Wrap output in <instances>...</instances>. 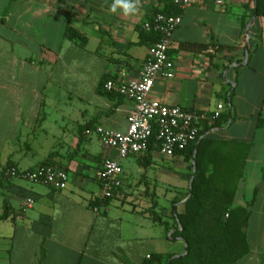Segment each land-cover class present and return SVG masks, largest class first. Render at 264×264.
I'll use <instances>...</instances> for the list:
<instances>
[{
	"label": "crops",
	"instance_id": "obj_1",
	"mask_svg": "<svg viewBox=\"0 0 264 264\" xmlns=\"http://www.w3.org/2000/svg\"><path fill=\"white\" fill-rule=\"evenodd\" d=\"M114 2L0 0V264H147L157 256L170 259L152 264H170L184 256L171 207L175 201L176 213L184 211L192 162L157 150L120 160L93 132H126L133 102L99 86L138 77L151 49L141 25L167 5L135 0V12L124 14L110 11ZM175 9L173 76L158 75L149 99L205 113L221 104L230 114L203 136L202 161L208 171L236 176L232 207L252 200L248 252L234 264H264V0H197ZM67 28L85 42L67 39ZM106 159L118 160L121 185L94 212ZM43 162L66 171L64 190L3 177L5 168L29 171Z\"/></svg>",
	"mask_w": 264,
	"mask_h": 264
},
{
	"label": "built area",
	"instance_id": "obj_2",
	"mask_svg": "<svg viewBox=\"0 0 264 264\" xmlns=\"http://www.w3.org/2000/svg\"><path fill=\"white\" fill-rule=\"evenodd\" d=\"M169 1L175 8L183 10L197 0ZM180 22V16L162 13L144 22L141 28L155 33L158 39L151 47L150 55L138 77L123 81L108 79L103 85V89L108 94L133 102V108L126 119L127 129L124 134H118L100 126H96L93 130L99 145L115 150L120 160L146 152L154 130L156 131V150L163 156L173 157L175 152L182 151L187 145L193 143L201 127L217 119L223 109V106L218 104L214 112L205 113L178 106H166L149 99L158 75L163 74L167 78L173 76V63L169 59L168 52L172 34ZM85 133L89 134V131ZM120 174L121 167L118 160L106 159L102 162L99 182L100 196L103 200L110 199L120 187ZM3 177L40 183L55 191L64 190L67 184L66 171L53 164L38 165L29 171L7 168L3 172ZM31 205L32 200H26L23 204L24 208H30ZM93 211L97 212V209L93 208ZM146 259H149V256Z\"/></svg>",
	"mask_w": 264,
	"mask_h": 264
},
{
	"label": "trees",
	"instance_id": "obj_3",
	"mask_svg": "<svg viewBox=\"0 0 264 264\" xmlns=\"http://www.w3.org/2000/svg\"><path fill=\"white\" fill-rule=\"evenodd\" d=\"M175 10V7L167 0L164 9L154 13L155 15L158 13L176 15ZM255 14H261L258 3L256 4ZM64 36L79 43L85 42L83 36L70 28L65 30ZM144 39L147 41V45L152 47L158 36L151 31L141 29L140 40L146 43ZM106 81V79L101 81L100 89L103 90ZM229 115V113H220L219 117L213 122L201 127L193 143L187 145L184 150L175 152V154L182 155L184 161L193 162L195 170L191 187L183 195V197H187L190 194L184 202L183 213H176V202H172L171 210L176 225L180 228V231H176L173 236L185 242L186 255L171 260L170 264H234L248 252L245 228L252 200L245 208L232 207L236 176L230 173L228 175H218L215 171L206 170L207 168L204 166L201 156L205 146L209 144L208 139L203 138V136L210 130L220 127ZM155 136L156 131L154 130L146 152L156 150ZM47 164L49 163L43 162L40 165ZM191 175L192 172L189 179ZM112 197L107 200L100 198L101 200L92 204V207L98 209L100 205L105 204ZM4 217L5 213L0 216V220H3ZM153 221L163 225L166 231L168 230L166 224L161 223L156 216L153 217ZM175 229H177L176 226ZM161 259L167 262L170 257L157 256L147 264H152L153 261Z\"/></svg>",
	"mask_w": 264,
	"mask_h": 264
},
{
	"label": "clouds",
	"instance_id": "obj_4",
	"mask_svg": "<svg viewBox=\"0 0 264 264\" xmlns=\"http://www.w3.org/2000/svg\"><path fill=\"white\" fill-rule=\"evenodd\" d=\"M118 7L123 11L124 14L134 13L136 10L135 0H115V2L110 7V11L116 12Z\"/></svg>",
	"mask_w": 264,
	"mask_h": 264
},
{
	"label": "water",
	"instance_id": "obj_5",
	"mask_svg": "<svg viewBox=\"0 0 264 264\" xmlns=\"http://www.w3.org/2000/svg\"><path fill=\"white\" fill-rule=\"evenodd\" d=\"M196 151V150H195ZM195 151H194V155H195ZM192 166H193V162H192ZM194 170H195V168H194V166L192 167V172L194 173ZM192 179H193V174H192V176H191V178H190V180H189V184H188V188L190 189V187H191V183H192ZM189 195L190 194H188V197H189ZM187 197V198H188ZM179 231H180V228H179ZM184 255H186V251L184 252Z\"/></svg>",
	"mask_w": 264,
	"mask_h": 264
},
{
	"label": "rangeland",
	"instance_id": "obj_6",
	"mask_svg": "<svg viewBox=\"0 0 264 264\" xmlns=\"http://www.w3.org/2000/svg\"><path fill=\"white\" fill-rule=\"evenodd\" d=\"M0 204H1V200H0Z\"/></svg>",
	"mask_w": 264,
	"mask_h": 264
}]
</instances>
